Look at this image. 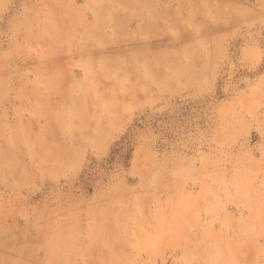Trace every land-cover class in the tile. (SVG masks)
I'll list each match as a JSON object with an SVG mask.
<instances>
[{
    "label": "rangeland",
    "instance_id": "rangeland-1",
    "mask_svg": "<svg viewBox=\"0 0 264 264\" xmlns=\"http://www.w3.org/2000/svg\"><path fill=\"white\" fill-rule=\"evenodd\" d=\"M0 264H264V0H0Z\"/></svg>",
    "mask_w": 264,
    "mask_h": 264
}]
</instances>
